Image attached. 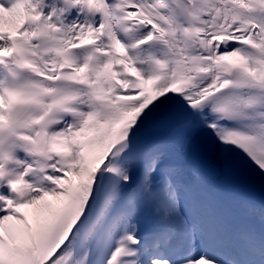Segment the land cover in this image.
<instances>
[{"label": "snow or ice", "instance_id": "6c2138e0", "mask_svg": "<svg viewBox=\"0 0 264 264\" xmlns=\"http://www.w3.org/2000/svg\"><path fill=\"white\" fill-rule=\"evenodd\" d=\"M194 139L264 178V0H0V264H264Z\"/></svg>", "mask_w": 264, "mask_h": 264}, {"label": "rangeland", "instance_id": "374dc122", "mask_svg": "<svg viewBox=\"0 0 264 264\" xmlns=\"http://www.w3.org/2000/svg\"><path fill=\"white\" fill-rule=\"evenodd\" d=\"M150 136V132L146 133L145 134V139L146 137ZM190 152H191V145L187 148V153L190 155ZM207 160L210 162V163H213L215 166H217V168L219 169V178H217L218 180H225L226 177H227V171L225 170L224 167H221L220 164H218V161H217V158L215 157L214 153H211L209 154ZM240 167L236 170L238 172L237 174V177H240L241 179L243 180H247L249 177L247 176H243L242 174L239 175V173H241V169H243V165H239ZM250 176H253V177H259L258 175L256 174H250ZM192 196H193V200L194 202L197 204L198 206V210L202 213L203 210H206L207 208H204L205 205H206V202L207 200L210 198L212 200H214V197L212 195V193H203V192H200L199 191V188L198 187H194L193 189V193H192ZM217 211V210H216ZM253 214H257L258 215V219L256 220H248L246 223H245V228H251L253 225H255V223H257L259 226H260V214H259V207H257V209L255 211H252ZM205 217H209L211 215H207V214H204ZM205 219V218H204ZM246 221V220H245Z\"/></svg>", "mask_w": 264, "mask_h": 264}, {"label": "bare ground", "instance_id": "6f19581e", "mask_svg": "<svg viewBox=\"0 0 264 264\" xmlns=\"http://www.w3.org/2000/svg\"><path fill=\"white\" fill-rule=\"evenodd\" d=\"M213 179H215V177ZM217 203H218V205L220 204L219 202H217ZM217 203L214 200L209 198L207 200L206 205H205L204 208H208L210 210V215L211 214L213 215L215 213V211H216ZM234 218H235V216H234ZM210 220H213V219H210Z\"/></svg>", "mask_w": 264, "mask_h": 264}]
</instances>
